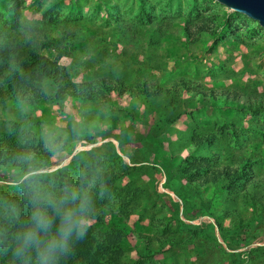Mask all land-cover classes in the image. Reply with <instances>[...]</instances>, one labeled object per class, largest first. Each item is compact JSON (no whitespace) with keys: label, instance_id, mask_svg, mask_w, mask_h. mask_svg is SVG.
<instances>
[{"label":"rangeland","instance_id":"374dc122","mask_svg":"<svg viewBox=\"0 0 264 264\" xmlns=\"http://www.w3.org/2000/svg\"><path fill=\"white\" fill-rule=\"evenodd\" d=\"M4 45L56 60L89 91L56 98L43 78L38 100L0 102V141L34 159L24 169L0 153V236L24 217L15 196L41 202L39 219L82 199L123 218L101 230L120 235L126 264H264L256 20L216 0H0ZM211 90L237 96L202 100Z\"/></svg>","mask_w":264,"mask_h":264},{"label":"trees","instance_id":"16d2710c","mask_svg":"<svg viewBox=\"0 0 264 264\" xmlns=\"http://www.w3.org/2000/svg\"><path fill=\"white\" fill-rule=\"evenodd\" d=\"M43 78L56 84V98L64 94L70 96H86L88 83H77L69 79L64 65L51 60L46 55L32 48L0 46V102L10 98L38 100L39 90L36 86ZM109 81L102 80L106 88ZM236 97L234 91L211 90L201 93V99L216 100L218 96ZM251 103V102H250ZM239 105V104H238ZM0 153L11 163L26 169L31 161L27 152L17 143L0 141ZM228 177V175H226ZM110 173H100V180H109ZM16 201L24 207V217L13 228L0 236V264H126L114 257L113 246L119 240L118 233H103L101 228L112 232L122 229L124 220L118 214L110 212L106 221L102 218V210L85 200H64L51 206L47 218L39 219L38 212L32 205H40L37 200L15 196ZM31 205V206H30ZM26 209V210H25ZM28 209V210H27ZM34 209V208H33ZM34 214V215H33ZM90 218L92 226L80 225L79 220ZM98 226L99 236L90 241L89 229ZM143 242V237H137Z\"/></svg>","mask_w":264,"mask_h":264},{"label":"water","instance_id":"95a60500","mask_svg":"<svg viewBox=\"0 0 264 264\" xmlns=\"http://www.w3.org/2000/svg\"><path fill=\"white\" fill-rule=\"evenodd\" d=\"M227 8L256 20L264 28V0H216Z\"/></svg>","mask_w":264,"mask_h":264}]
</instances>
